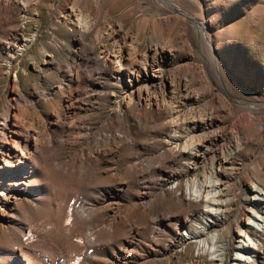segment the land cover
Masks as SVG:
<instances>
[{
    "label": "rangeland",
    "instance_id": "374dc122",
    "mask_svg": "<svg viewBox=\"0 0 264 264\" xmlns=\"http://www.w3.org/2000/svg\"><path fill=\"white\" fill-rule=\"evenodd\" d=\"M158 3L175 36L156 57L168 39L151 0H0V264H27L26 256L35 264H234L250 185L264 179V0ZM73 6L98 14L83 39L59 22ZM127 46L136 50L134 76L100 62ZM241 126L257 141L241 130L240 149L231 145V162L213 175ZM11 129L28 136L27 158L10 153ZM170 141L198 156L173 152ZM204 182L219 191L216 215L189 199ZM42 199L53 212L93 209L109 235L84 243V223L63 215L51 227L48 213H34ZM206 220L216 224L195 237ZM215 234L217 252L227 245L222 263L201 249ZM255 240L264 256V239Z\"/></svg>",
    "mask_w": 264,
    "mask_h": 264
},
{
    "label": "bare ground",
    "instance_id": "6f19581e",
    "mask_svg": "<svg viewBox=\"0 0 264 264\" xmlns=\"http://www.w3.org/2000/svg\"><path fill=\"white\" fill-rule=\"evenodd\" d=\"M117 2L118 0H113ZM170 1V0H168ZM151 6L152 9L155 10L157 13H160L162 15L161 20L159 22L160 24V33L162 36L167 38L168 42L164 43L163 48H156L154 52V56H158L161 52L167 53L168 51L170 52V49H168V46L170 43H173V39H169L172 36H175V32L173 28L171 27V13L164 8L163 5H159L158 0H151ZM171 9L180 14L183 15L180 12L179 7L175 5H171ZM87 16H84L81 11H79L75 6L68 8L66 13H63L62 18H59V22L64 23L68 27L72 28V30L79 36L80 38H84L85 34H89L93 32L94 30L96 31L97 29V22L96 19L98 18V14L93 11V9H90L89 12L86 14ZM186 17V15H183ZM23 20H27L25 17ZM23 26V25H22ZM204 27V30L206 31L207 26L205 24L202 25ZM78 28V30H77ZM21 29V26L19 27ZM195 34V33H194ZM208 38V34L205 33L201 37V40L204 41ZM25 43L21 45L20 51H25L26 47V42L27 40H24ZM138 44V43H137ZM212 44V43H211ZM136 55V50L132 46H127V47H121L118 48L115 52V54L108 55L104 53L100 58V62L104 65L111 66L113 70L122 72L125 70L127 71L126 73H129V75H133L131 72V66L134 64L135 60L134 57ZM126 56L128 58L126 59ZM143 69H146L147 65L142 64L141 65ZM129 69L127 70V68ZM153 71L158 74L159 77H162V71L155 69V65L152 66ZM134 76V75H133ZM165 77V74H164ZM132 81V79H130ZM167 84L164 82L163 86L160 87L161 92H164V95L166 93V87ZM164 87V88H163ZM163 88V89H162ZM171 88H173V91L175 90L174 86V80H171ZM174 93V92H173ZM210 116L208 117V119ZM213 118H211L212 120ZM218 128V127H217ZM220 128L215 129V131L212 133L213 137H218ZM241 130H245L247 139L249 142H255L257 141L258 137L256 135V131L252 129L250 126H241L239 131H236L232 134V139L231 142L229 143V146L227 148H223L222 152L220 153L219 156L216 157L215 162L212 163V166L210 168L211 173L216 174L217 177L219 176V172L224 169V166L226 165L227 162H231L232 158L228 157L229 155L232 156L234 153L230 152V147L231 145L235 146L237 149H240L241 147V138H240V133L242 132ZM24 138H28V136L25 135V131H22L21 129H11L9 132V135L4 136V141L10 144V141L14 143L12 145L13 147L9 148L10 153L16 156L17 152L19 151L21 153L22 158H27L28 155L24 152V149L22 148V141ZM173 140V139H172ZM208 140V139H207ZM170 144L173 146V152H186L191 157H197L198 152L195 146L192 145H184V147H181V145L177 142L170 141ZM229 147V148H228ZM209 147L206 148L208 150ZM211 150V149H210ZM229 150V152H227ZM209 152V151H208ZM229 153V155L227 154ZM9 154V153H8ZM10 155V154H9ZM21 162V160H20ZM219 165V168L216 167V165ZM218 169V173H217ZM43 176H46V169L43 168L41 170ZM84 174V173H83ZM81 174V176H83ZM214 183L216 184H221L220 179L215 178ZM211 184V183H209ZM207 184H202L201 186H196L194 185L192 188H189V194L190 198L193 201H196L198 203H201L204 208L206 209L207 212L213 213V214H218L217 210L214 208L215 203L217 202L216 196L219 191H214L208 190L206 191L205 187ZM215 185V184H214ZM210 187V185H209ZM188 193V192H187ZM39 200V199H38ZM250 205L247 206L244 214V220L245 223L244 225L238 227L237 233H238V241L237 245L235 247L237 253L234 259V264H264V256L260 255V249H259V244L258 240H255L257 238H263L264 239V179L261 182H256L250 185V194L248 198ZM42 201V202H41ZM39 201L40 203L37 205V209L35 210V216H42L48 213V215L51 217L50 221H47L48 224L51 227L57 228L59 224L62 225L61 218L63 215L66 217L65 220L66 222H69L72 224L73 222H83L85 225L84 228V236L82 238V241L91 243L92 246L96 245V239L104 238V235H109V233H106L104 228H102L100 225L96 223V218L93 215V209H84L82 211H73L67 212L65 209L62 211L59 209L58 211H51L49 208H46L45 205H43V199ZM53 209V208H52ZM63 212V214H62ZM60 214V215H59ZM47 218V217H46ZM212 223V224H211ZM216 224V220H206V225L203 226L202 230H196L193 232V235L196 237L200 235L201 231H206L209 227L212 225ZM30 224H24L20 223V231L27 235V232L29 236L34 238V231L32 227L29 226ZM68 226V225H67ZM88 226V227H87ZM86 229V230H85ZM112 241H116L115 236H110ZM30 239V238H29ZM219 240V234H215L210 238L208 242H201L202 244V252L207 254L210 260L216 259L217 257H221V263L224 261V256H225V248L227 245L221 246V248L217 252V242ZM121 245H123V242H121ZM39 248V247H38ZM30 256V255H29ZM31 257V256H30ZM25 259V258H24ZM34 259V258H33ZM26 262L27 264H35L29 257L26 256ZM70 264H82L81 263V258H75L74 261H72ZM194 264V262H193Z\"/></svg>",
    "mask_w": 264,
    "mask_h": 264
},
{
    "label": "built area",
    "instance_id": "2783aa9c",
    "mask_svg": "<svg viewBox=\"0 0 264 264\" xmlns=\"http://www.w3.org/2000/svg\"><path fill=\"white\" fill-rule=\"evenodd\" d=\"M187 237V236H186ZM188 239V238H187Z\"/></svg>",
    "mask_w": 264,
    "mask_h": 264
}]
</instances>
